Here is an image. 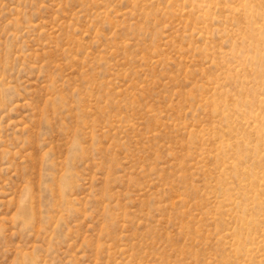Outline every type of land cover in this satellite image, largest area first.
<instances>
[{
    "label": "rangeland",
    "instance_id": "rangeland-1",
    "mask_svg": "<svg viewBox=\"0 0 264 264\" xmlns=\"http://www.w3.org/2000/svg\"><path fill=\"white\" fill-rule=\"evenodd\" d=\"M0 264H264V0H0Z\"/></svg>",
    "mask_w": 264,
    "mask_h": 264
}]
</instances>
